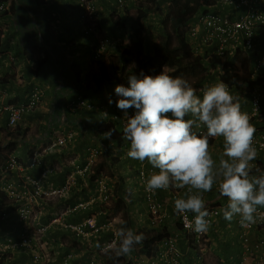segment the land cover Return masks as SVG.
Returning a JSON list of instances; mask_svg holds the SVG:
<instances>
[{"label": "clouds", "instance_id": "1", "mask_svg": "<svg viewBox=\"0 0 264 264\" xmlns=\"http://www.w3.org/2000/svg\"><path fill=\"white\" fill-rule=\"evenodd\" d=\"M91 1L94 5V1ZM129 1L130 0L120 8L115 0L117 9L119 11L124 10ZM150 1L152 0H147L144 5H148ZM76 5L78 11L83 13L84 10L80 7L79 0H76ZM144 5L142 7L145 11L150 13L156 11V9H146L149 7H144ZM164 5H167V3L165 4L164 2L159 4V13L163 12ZM0 6H4V9L7 8L5 4ZM258 9L264 12V7L262 5H259ZM139 11L140 10H138V14ZM208 11H216L229 15L232 18H237L238 15L244 13L245 9L240 8L235 10L232 7L221 5L214 1V4L208 7L207 11L191 14V21L186 28V40L190 48V53L194 56L204 57L210 54L209 51L204 49L202 54L196 55L194 50H192V44L189 43L187 35L190 26L195 22L196 16ZM156 16H158V18L155 20H158L160 16ZM95 18L94 30L90 32L89 35L94 36L92 60L99 64L98 69H101V66L105 65L109 72L110 79H113V73L120 76L119 74L123 72L125 66V59H128L130 63L124 71L127 73L130 71L133 72L129 73L130 76L128 77L127 87L105 80L99 85L88 84V88L84 90H90L93 94L91 97L85 95L82 91H77L79 95L74 93L76 96L74 102L68 107H63L62 113L71 114L72 116H76L79 109L95 112L96 110L104 112L111 109L112 114H110L108 118H104L102 123L98 125L102 127L97 131V134H94L92 144L80 148L84 143L83 141L86 142V135H83L80 130L73 127L66 131L58 129L55 125H61V116H53V118H50V115L48 116L49 120L46 118L45 124L38 125L34 127V129L30 128V125L26 123V119L42 105L44 91L41 88L35 87L24 102H19L17 97L9 99L6 93L0 92V103L4 107L18 106L19 104L29 101L34 91L41 92V100L37 109L25 115L15 128L12 129L8 127V114L4 113L0 122V133H2L4 142L8 144L2 145L0 142V158L4 157V160H7L10 159V156L15 155L18 162L27 167L26 165L31 163L30 159L33 157L34 153H41L42 157H44V162H47L46 164L60 166L59 172L53 175L51 180L55 184H62L66 180L65 178L67 175L69 176L74 173L76 167L82 169L85 167L94 149L99 151L90 175L82 177L74 174L76 184L69 194L68 201L60 205V208L65 210L68 206L76 207L81 203L88 202L90 199H95L96 203L90 205L87 214L89 213V215H92L102 210L103 216L100 222L102 220H110L113 222L110 230L102 231L98 236H92L91 238L75 236L71 231H65L67 236L61 234L62 238L69 239L68 245H72L85 254V259L82 264H88L92 260H101L100 264L121 263V260L114 262L112 258L115 257L118 259L120 256H127L134 251L135 245L141 244L144 241L143 233L146 235H154V232H161L152 229L149 225L142 188L139 191L134 188L130 189V186L124 179V172L117 169L119 158L110 154V147L108 144V141L112 140L110 138L112 133L102 132L105 125L109 123L116 124L120 128L121 133H123L124 142L119 143L116 140L112 141L117 142L119 150H124L125 156L129 159V170L136 171L135 181L138 184L140 183L137 174L141 165L149 163V166H152V168L157 171L150 172L146 179H144L146 190L155 192L157 190H168L169 188L176 190L186 189L182 197L174 200L173 212L176 215H184L185 218L188 213L194 214L193 220L189 226L198 234L207 232L210 224L209 220L206 219L210 213L205 206L202 194L206 193L210 197L209 193L213 190V185L216 184L217 188H215V190L217 191L218 197H226L228 201L226 207L222 210L223 218L227 222H234L237 226L243 228V233L240 238L247 244L250 241V232L256 227H264V224L256 222V216L254 215L259 208L264 209V164L261 162L260 166L258 163L254 162V164H252L251 162L257 158V154H260V157H264V155L258 153L257 149L253 146L254 136L262 131L260 129L256 130L251 123L252 119L258 116L251 118L249 115L253 108L252 102L249 114L241 111L239 97L232 94L234 90L231 88L230 91L228 84L220 81V66L217 67V71L211 70V74L208 75L210 80H205L204 87L200 90L201 92L197 94V90L191 86L187 80L179 76L173 77L163 68H161V70H163L161 73L160 70L150 69L154 76L145 75V72H141V68L139 70V65L137 71L132 69L129 67L132 62L131 56H135L133 58L138 63L135 53L130 55L125 51V55H122L123 60L121 63L114 61L116 59L109 53V47L112 46L111 44L113 43L112 39L110 36L99 33L98 20L97 17ZM115 22L116 24H123V22L119 23L117 20ZM157 26L158 27L155 28L159 29V24H157ZM86 32L87 29H85V33ZM259 34L264 35V26L257 30L253 47L245 50L243 48H238L241 49L243 54H250L251 51H256L254 62L264 52V43L259 47L257 46ZM97 37H103L109 40L106 56L100 60L94 58ZM144 38L145 41H147L146 32H144ZM147 45L149 44L145 42V47ZM235 52L230 54H234ZM157 57L160 56H155V58ZM209 57L211 58L213 56L209 55ZM32 62L35 63L36 61ZM251 70L255 74H258L263 72L264 68L259 72H255V64H253ZM77 75L80 76L79 74ZM251 79L255 80L254 78ZM105 83H109L110 86L117 85L115 87V93L119 97L118 100L115 99V101H112L106 88L103 86ZM257 87H261L262 92L263 87L260 85ZM99 88L104 89V101L94 94V89ZM237 91L236 89V92ZM250 91L249 89H245L242 90L241 93H246L251 100ZM81 103L83 104L81 105ZM263 104L264 99L262 107ZM115 107L123 111L127 118L124 128L120 121L114 120V116L117 114ZM262 107L260 112L262 111ZM129 109L134 110V114L131 116L128 115ZM57 111L58 110L55 109V112ZM4 120L5 125H2ZM54 132H58L56 136L67 135L69 133H75L76 136L65 146L57 147L49 153H43V151L55 141L56 136L54 137ZM210 138L214 139L209 143ZM217 138H222V145L217 142ZM26 145L27 147L25 150ZM210 146H217L216 152H218L220 148L222 149L219 154L218 162L214 160L211 154L212 148L210 149ZM18 147H21V149ZM20 150L22 151L20 152ZM146 161H148V163ZM217 177H219V180H217ZM102 178L105 180L106 189L109 190V199L106 204L102 201V198H100L101 195H104L100 191L101 186L99 181ZM138 193L142 194L145 218L147 220H145L146 227L144 230L139 228L135 230L137 222L134 220L132 201L137 205L135 199ZM119 201L123 204L122 210H118L116 207ZM75 214L76 216L68 218L69 223H76L77 219H81L87 215L83 213V211L82 213L79 212ZM236 216L239 217L240 224L233 219V217ZM125 218L131 220L133 229L127 227L118 228ZM251 224H253V228L251 229L244 226ZM177 227V230H181L180 225H177ZM57 229H59V227L54 230ZM165 230L167 235L169 230L168 228ZM115 232L118 240H114L111 244H108L114 237ZM162 233H164V231ZM20 235L18 237H11L10 234L5 235L0 233V238L2 242L7 238H13L17 241ZM182 238L186 240L187 246L194 254L196 261L199 264H207L206 259L211 240L210 233L208 235V246L203 260L200 259V253L192 246V243L187 242L184 235L180 237L177 242V248L180 254V263L184 264L179 249V241ZM161 242H158L156 244L157 247H155L158 248V253L149 258L150 264H166L160 254ZM260 246H262V243H256L255 245L257 248ZM139 247H137L139 251L136 252V255H139L140 252L143 253L141 247L140 249ZM99 249L103 252L98 254L97 251H99ZM246 251H251L249 246H246ZM7 255H10V258H8L6 264H9V261L12 260L14 256L13 253ZM68 256L72 257L70 260V263H72L73 257H75L74 253H69L67 257ZM122 261H124V264L134 263L133 258L130 256L128 261H126L125 258Z\"/></svg>", "mask_w": 264, "mask_h": 264}, {"label": "built area", "instance_id": "2", "mask_svg": "<svg viewBox=\"0 0 264 264\" xmlns=\"http://www.w3.org/2000/svg\"><path fill=\"white\" fill-rule=\"evenodd\" d=\"M116 1L118 6L122 8L128 0ZM214 1L218 4L232 7L235 10L244 8L245 11L243 14L238 15L237 18H232L216 11L198 14L187 33L188 41L192 44V50H194L195 54H202V51L206 49L211 56L225 60L230 53L235 52L238 48L245 50L253 47L257 30L264 26V12L258 9L259 5L264 7V0ZM79 2L85 13L83 20L89 25L86 33H90L94 30L96 21L93 16V3L91 0H79ZM3 10L4 6H0V13ZM108 47V39L97 37L94 58L96 60L104 58ZM254 64L255 72H259L264 68V52L255 60ZM229 89L231 91L230 87ZM250 94L253 108L249 115L252 118L260 113L262 107L261 87H254ZM40 100L41 92L34 91L29 101L18 106L4 107L0 103V122L4 113H7L8 127L15 128L25 115L37 109ZM115 108L117 114L114 116V120L120 121L124 128L127 118L123 111L117 107ZM133 114L134 110L129 109L128 115L131 116ZM57 134L58 132H54V137ZM75 136V133L56 136L55 141L43 153H49L57 147L65 146ZM213 139L210 138L209 143ZM253 146L258 153L264 155V131L258 132L254 136ZM98 154L99 151L94 149L85 167L83 169L76 167L74 173L67 175L66 180L62 184H55L51 180L52 176L59 172L60 166L46 164L47 162H44V157H42L41 153H34L30 159L31 163L26 165L27 167L19 163L15 155L10 156V159L7 160H4V157L0 158V190L7 199V204H4L0 209V222L6 225L16 222L22 230V234L17 241L13 238H7L2 242L0 238V256L17 251H28L32 253L31 264H50L52 260L50 252H35L32 249L41 250L43 239L51 230L59 227L61 231H71L75 236L91 238L92 236H98L102 231H108L112 228V221L102 220L100 222L103 216L102 210L92 215L87 214L90 205L96 203L95 199H90L88 202L81 203L76 207L68 206L65 210L60 208V205L68 201L69 194L76 184L74 174L82 177L90 175ZM153 171L157 170L153 169L152 166L142 164L137 178L142 188L150 227L158 231H166L165 229L167 228L169 230L160 244L161 258L165 260L166 264H181L177 242L184 235L187 242L192 243V246L200 253V259L203 260L208 246V235L216 224L223 219L222 210L228 203L227 198L219 196V200L215 202V199L210 198L206 193L202 194L205 206L210 213L206 218L210 222L209 230L200 234L195 233L192 227L189 226L194 214L188 213L185 218L184 215H176L173 212L174 200L182 197L186 189L176 190L169 188L168 190H157L155 192L146 190L144 179ZM99 182L100 191L104 194L100 198L106 204L109 199V190L106 189L104 178L100 179ZM82 211L87 215L77 219L76 223H69V217L76 216L75 213H82ZM254 215L257 223L264 224V209L259 208ZM233 219L240 224L238 216L233 217ZM177 225H180L181 230H177ZM244 226L248 229L253 228V224ZM114 240H118L116 232L108 244H111ZM102 252L101 249L97 251L98 254ZM71 259L72 257L68 256L64 260V264H71ZM94 261L92 260L88 264H100L101 262V260Z\"/></svg>", "mask_w": 264, "mask_h": 264}, {"label": "crops", "instance_id": "3", "mask_svg": "<svg viewBox=\"0 0 264 264\" xmlns=\"http://www.w3.org/2000/svg\"><path fill=\"white\" fill-rule=\"evenodd\" d=\"M60 1L62 0H47L43 4H37L35 0L4 1L6 7L11 10L6 15H0V92L6 93L9 99L17 97L19 102H24L35 87L41 88L44 91L42 105L36 112L27 117L26 123L30 125L31 129H34L38 125L45 124L46 118L50 115V118L61 116V125L57 124L55 126L62 131L72 129V127L80 130L83 135H86V142L83 141L84 143L80 146V148H84L92 144L94 134H97V131L102 127L98 125L102 123L104 118H108L112 111L108 109L106 114H99L98 110L95 112L79 109L76 116L62 113L63 107H68L74 102L76 98L74 93H77V91H82L90 97L93 95L90 90H84L88 88V83L81 76L84 66L82 65L83 52L92 49L94 36L90 35L87 38L85 35L83 38L87 42L81 39L84 45L80 38L77 39V35L72 37L70 33H67V29L64 31L66 34L60 33L62 28L56 19V9L63 18L68 15L74 18L76 14L75 22L79 21L80 14L76 4L73 11L69 5H61ZM93 1L98 13L99 33L111 37L113 43L109 47V53L113 55L117 62L121 63L125 51L130 55L134 54L131 26L137 18L135 17L137 11L142 9L141 7L147 0H130L127 7L121 11L117 9L115 0ZM116 20L119 23L123 22V24H116ZM153 25L158 27L156 23H153ZM79 28L82 33H85V29L80 24ZM62 35H65L66 41L62 39ZM76 41H79L77 43L83 48V51H80V59L77 58L78 54L73 56H66L65 54V47L71 45L68 47V49H71V47L76 46ZM263 43L264 35L259 34L257 46L259 47ZM145 48L147 49V46ZM28 56L33 61L46 60L37 76L33 74V63L28 60ZM85 65L87 74L90 73L89 71L97 72L99 70V64L91 57H88ZM77 73H81V75L78 76ZM233 93V95L239 97L241 111L249 114L250 97L246 93H241V91H234ZM69 95H72V100H69ZM55 109L58 111L55 112ZM2 125H5V120ZM260 125H264V122ZM256 129L258 128L256 127ZM0 142L2 145L8 144L4 142L2 133H0ZM217 142L222 145V138H217ZM26 147L27 145L25 150ZM18 148L21 149V147ZM221 150L220 148L217 153L220 154ZM213 158L218 162V157L213 156ZM254 161L251 163L254 164ZM146 162L148 163V161ZM145 165L149 166L150 164ZM217 180H219V177H217ZM215 188H217L216 184L213 185V190L209 195L216 202L219 197ZM136 229H138V226H136ZM0 233L18 237L22 234V230L16 222L8 225L0 223ZM242 233L243 228L241 226H237L234 222H227L224 218L221 219L210 232V249L206 263L264 264V227H256L251 231L250 241L247 244L240 238ZM61 234L67 236V233L60 229L51 230L43 239L42 249L32 250L43 253L50 252L52 255L50 264H64V260L69 253H74L75 256L71 264H82L85 254L72 245H68L69 239L62 238ZM256 243H262V246L257 248L255 247ZM246 246H249L251 251H246ZM179 249L184 264H199L184 238L179 241ZM13 256L9 264H30L32 261V253L28 251L13 252ZM128 256L133 258V264H150L149 259H145L141 252L139 255L131 252Z\"/></svg>", "mask_w": 264, "mask_h": 264}, {"label": "trees", "instance_id": "4", "mask_svg": "<svg viewBox=\"0 0 264 264\" xmlns=\"http://www.w3.org/2000/svg\"><path fill=\"white\" fill-rule=\"evenodd\" d=\"M5 0H0V5H4ZM37 4H43L47 0H35ZM156 5H159L161 3L165 4L167 3V6L169 7L168 10L173 11L174 14L169 13L165 16L164 19L161 18L162 23V40L160 43H158L154 49V55L148 54V52L145 49V38H144V32L146 31V25L145 19L148 17L149 13L145 10H140L139 14L134 21V23L131 26V38L134 42V53L136 55V58L138 60L139 70L141 68V72H145V75H151L154 76V74L150 71L152 70H160L161 68L165 69L169 75H172L173 77L179 76L185 79L188 72H191V74H196L197 72H203L211 74V70L217 71V67H221V71L219 74L220 81H223L224 83L228 84L230 88H232L234 91L236 89L238 91H242L245 89L253 90L254 87L264 83V76L258 77V79L252 80L250 77H247L244 75L246 71V67H252L254 64V56L256 54L255 52H250V54L246 53L243 54L241 49H237L234 54H229L225 60H220L217 57H209L210 54L205 55L204 57L201 56H194L192 53H190V48L186 40V28L187 25L190 23L191 14L197 13V12H204L208 10V7L212 6L214 4L213 0H152ZM144 7H148V5H144ZM94 17H97V9L96 5L94 3ZM159 8V7H158ZM11 9L5 8L0 15H6ZM150 10V9H149ZM79 18L81 22H84L86 24L85 29L89 26L87 22H85L82 17L85 16V13L79 11ZM153 21V20H152ZM150 22V21H147ZM154 22V21H153ZM83 23V24H84ZM84 24V25H85ZM153 24V23H152ZM130 26V25H129ZM155 29L154 25H150ZM174 40H176L177 45H174ZM155 56H160L155 58ZM29 57V56H28ZM27 57V59H28ZM29 61H33L31 57L28 59ZM45 59L36 61L33 63L34 66H32L33 74L37 76L38 73H40L41 69L44 66ZM130 63V60L125 59V66L123 69V72H121L118 75H115V77L110 79L109 72L107 71V68L105 65L101 66V75L97 77V79L101 78L105 81L117 83L118 85H123L125 87L128 86V77L130 76L129 73L133 72L130 71L129 73L125 72L124 70L127 68V65ZM140 72V71H139ZM186 80V79H185ZM205 81L204 78H201L196 82V85H193V87L198 92H201L200 90L204 87ZM262 86V85H260ZM264 86V85H263ZM94 94L99 97L101 100L104 101V89H94ZM13 103V102H12ZM264 122V114L263 111H261L257 117L253 118L251 123L253 126H256L259 123ZM258 128V127H257ZM261 131L264 130V128H258ZM257 130V129H256ZM102 132H111L110 138L112 140H116L119 143L124 142L123 140V133H121L120 128L116 124H107L103 128ZM264 164V161H263ZM7 204V199L4 196V194L0 191V209L3 207V205ZM118 210L123 209V204L121 201H119L116 205ZM120 227H127L133 229L132 222L129 218L123 219L121 224L118 226ZM154 232V235H146L143 232L144 235V241L141 244L135 245L134 251L132 253L137 251V247H141L142 252L144 253L145 259L151 258L153 255L155 256L158 253V248L156 244L158 242H161L164 237H166V232ZM139 234V233H137ZM139 247V249H140ZM8 258H10V255H3L0 256V264H6ZM128 261L129 256H120V258L116 259L115 257L112 258L114 262L120 261L121 263L118 264H124V261Z\"/></svg>", "mask_w": 264, "mask_h": 264}, {"label": "rangeland", "instance_id": "5", "mask_svg": "<svg viewBox=\"0 0 264 264\" xmlns=\"http://www.w3.org/2000/svg\"><path fill=\"white\" fill-rule=\"evenodd\" d=\"M60 3H61V5L62 4L69 5L71 7V9H73V11H74V7H75V4H76V0H62V1H60ZM148 3H149L148 4V7L149 8H146V9H150L151 8L153 10L156 9V11H152V13H150V15L145 19V24H146V31L145 32H146V38H147L146 39L147 40L146 43L149 44V45H147L146 51L148 53H150V54H154V49H155L156 45L158 43H160L161 42V39L163 38L162 37V33H161V29H162V27H161V21L162 20H160V18L163 17V19H164V17L167 14H169V13L174 14V12L168 10L169 7L167 5H164L163 12L162 13H159L160 12V10L158 8V7H160L159 5H156L153 1H150ZM141 8H142V10H144L143 7H141ZM56 11H57V18L56 19L58 20V23L60 24V27L62 28V30L60 31L61 34H66L64 31H65V29H67L66 32L67 33H70L72 35V37H74V36L77 35V39L78 40L80 38V40L83 39L85 41V39L83 38L85 35H86L87 38L90 37L89 33H82L80 31L79 24L81 26H83L84 29H85V25L83 24V22H80V18L78 19L79 21L75 22L76 14H75L74 18L72 16H70V15L65 16L63 18V16H61L59 14L60 12L57 9H56ZM137 14H138V11H137ZM137 14H136L135 17H137ZM156 15H159L160 16V18L158 20H155L156 19ZM147 21H150V22H147ZM152 23L159 24V29L158 28L157 29L156 28L154 29L153 27H151L150 25H152ZM62 39L64 41L67 40L66 37H65V35H62ZM77 42H79V41H76V43ZM81 42H82V40H81ZM85 42H87V41H85ZM173 42H174V45H177V42L176 41H173ZM70 46H68V47H70ZM68 47L67 46L65 47V49H66V52H65L66 56H69V55H72L73 56L74 54L75 55L78 54L77 55V58L80 59V51H83L82 46H80L79 43H77L76 46L71 47V49H68ZM77 51H78V53H77ZM83 53L84 54H83V59H82V62H83L82 65H84V66L82 68V78H83L84 81H87L88 84L99 85L103 81V79H101V78L97 79V77L99 75H101V69H99L97 72L89 71L90 72L89 74L86 73V65L85 64L88 61V57H91V58L93 57V50L92 49H88L86 51L84 50ZM131 57H132V62H131V64H130L129 67H131L132 69H134V70L137 71L138 63L133 58L135 56H131ZM133 60H134V62H133ZM114 61H116V60H114ZM162 71L163 70L160 69V73ZM77 74L81 75V73H77ZM208 75H209L208 73H203V72H197L194 75L191 74V72H188L187 73V76L185 77V79L189 82V84L191 86H193V85H196V82L198 80H200L201 78H204V81L205 80L206 81L210 80V77H208ZM244 75L247 76V77L256 79L257 77L264 76V71L261 72V73L255 74L251 70L250 67H246V71H245ZM113 76L115 77V73H113ZM212 76H213V73H212ZM260 85H262V87H263L262 88L263 89L262 90V96H263V99H264V86H263L264 83H262ZM103 86H104V88H106V90L108 92V95L112 99V101H115V99L116 100L119 99V97L115 93V87L117 86L116 84L110 86L109 83H105ZM232 94H234V93H232ZM68 98H69V100H72L73 99L72 95H69ZM249 110H248V112H249ZM262 111H263V114H264V104H263V107H262ZM98 112H99V114H103V113L106 114V111L101 112L100 110H98ZM107 116H109V115H107ZM256 127H258V128L259 127L260 128H264V125H260V123H259ZM108 144H109V147H110V154L112 156H114V157L119 158V163H118L117 169L119 171L124 172V175H125L124 176V179L128 183V185L130 186V189H133L134 188L137 191H139L141 189V185L138 184L135 181L136 171H130L129 170V165H128L129 164V159H127V157L125 156L124 150L123 151L122 150H119L117 142H113L112 140H109L108 141ZM220 145H221V143H220ZM210 149H211L212 156H216V158L217 157L219 158V154L216 152L217 146H214V147L210 146ZM258 159H260V160H258ZM263 161H264V157L263 156L260 157V154H257V159H255L254 162L255 163H258L261 166V162L263 163ZM142 201H143L142 200V194L141 193H138L136 195V199H135V202H137V205L134 203V201H132L133 202V204H132V210L134 212V219L137 222L138 228L144 230L145 229L146 221H145V215H144L145 209H144V206H143V202ZM138 251L139 250H137L136 252H138ZM136 252H135V254H137Z\"/></svg>", "mask_w": 264, "mask_h": 264}]
</instances>
